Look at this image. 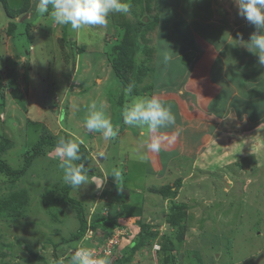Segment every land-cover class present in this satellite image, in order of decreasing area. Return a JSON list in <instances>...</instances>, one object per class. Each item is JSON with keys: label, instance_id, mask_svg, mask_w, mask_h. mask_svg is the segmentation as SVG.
<instances>
[{"label": "rangeland", "instance_id": "obj_1", "mask_svg": "<svg viewBox=\"0 0 264 264\" xmlns=\"http://www.w3.org/2000/svg\"><path fill=\"white\" fill-rule=\"evenodd\" d=\"M143 1L138 7H130V11L140 12L136 15L141 20L147 19L145 14L151 16L162 9L157 2ZM37 3L38 0H6L7 8L12 12L10 15L0 2V114L3 116L0 118V159L16 170L22 167L26 158L33 156L32 171L17 180L0 173V264H58L60 260L67 264L71 248L77 244V241L65 243V240L76 233L79 212L62 196L61 188L65 182L54 148L45 151L43 145L35 147L38 139L49 134L82 140L89 147L92 175L100 176L105 166L114 163L125 173L127 157L119 163L116 156L107 158L108 164L104 159L98 161L101 168L94 160L108 152L110 143L114 144L117 137L131 132L132 126L125 125L121 117L123 107L131 98L125 95L124 89L132 84V96L149 93L148 96L162 97L167 89L176 87L173 95H181V89L186 90L178 79L183 77L187 64L190 71L197 69L201 56L198 50L202 39L193 40L197 31L191 36L176 33V41L168 40V43L182 47L179 42H184L185 49L171 53L173 59L164 63V51L153 36L156 27H152L147 31L149 35L152 33V45H146L147 49L143 48L135 59H131L136 65L128 59L125 65L122 64L127 68L116 72L112 46L123 40L125 31H132L123 26L112 33L114 24L110 17L115 18L117 14L109 16L106 27H86L82 32L54 23L47 13L38 15L32 25L31 36L37 38L33 50L34 43L26 34L27 30L23 31L31 18L27 16L26 21H20L26 13L20 16L17 13L33 8L37 14ZM176 10L180 12L181 8ZM16 20H19L17 30L14 28ZM158 28L160 35L169 38L165 35L166 29L161 25ZM27 29L30 31V26ZM30 66L31 70L27 72ZM187 79L190 78L185 75L184 80ZM256 87L243 84L239 91L251 96L249 93ZM214 89L215 96L219 92L223 94L216 98L213 114L203 115L210 129L216 127V138L221 147L208 152L196 149L198 160L189 156L187 166L181 165L186 174L175 172L173 165L169 169L170 159L180 160L178 148L168 151L162 147L158 153L165 161L153 170L159 175L167 173L163 162L167 163L166 182L162 180L157 186H161L158 190L163 196L167 195L165 199L157 196L160 198L157 200L150 191L137 192L126 184L131 179L118 181L115 194L103 190L102 185L98 188L91 183L80 189L70 188L68 195L79 201L87 225L93 229L79 241L80 246L93 248L97 256L109 258L102 235L119 233L120 239L124 237L129 242L120 245L113 252V258L110 255L112 264L114 259L119 260L114 264H264V92L255 89L251 101L244 100L238 110L226 100L223 85ZM32 101L36 114L24 105ZM92 101L98 105L101 101L107 102L106 111L112 123L117 127L120 125L116 138L106 141L86 128L74 129L84 123L87 107ZM79 102L85 104L78 107ZM255 103L256 106H252ZM207 107L209 109V105ZM73 129L70 134L64 132ZM211 132L207 131V134ZM119 145L116 142L113 149L117 150ZM184 146L191 151H188L190 155L194 153L193 146ZM179 175L187 177V185L183 188ZM17 192H24L23 204L26 206L23 209L22 204L14 214H5L7 205L11 206V201H4L6 195H17ZM119 193L124 197L121 201ZM12 199L20 202L17 196ZM128 221L132 224H126ZM154 244L157 245L156 258L152 253Z\"/></svg>", "mask_w": 264, "mask_h": 264}, {"label": "crops", "instance_id": "obj_2", "mask_svg": "<svg viewBox=\"0 0 264 264\" xmlns=\"http://www.w3.org/2000/svg\"><path fill=\"white\" fill-rule=\"evenodd\" d=\"M150 1H152V3L157 2V5L159 4V6H161L162 8L159 12L155 10V14H157L156 16L158 18V24L153 36H156V42L161 43V49L163 51L167 50L171 53H174L176 51H183L185 49L184 46H186V43L184 42H179L182 47H175L173 43H168V40H175L176 33H179L180 35H193L197 31L196 34L198 35L197 37L193 38V40L198 39L199 41V38L202 39L200 41L201 48H199L198 50L200 52L199 55L201 56H198L199 59L197 69H192V71H190L187 64V70L183 72V77L181 79H178L179 83H184L183 88L185 87L186 91L183 92L181 89V95L175 96L173 95V92L176 87H172L171 89H167L165 91L166 94L162 95L161 97V99L167 103V105L175 115V124L167 128H162L157 133H155L162 138V147H164V150L167 149L169 151L174 150V148H178V153L180 154L179 157L181 161L175 158L170 159L168 161L170 162L169 169L171 170V167L173 165L177 170H175V172L179 173L181 171V174L182 172L186 174L187 172L185 171V167H181V165L186 164L187 166V164L190 162L189 156L192 157L190 159L198 160V151L196 152V149H198L199 151L204 150V152H208V150L211 151L214 148L221 147V142H217V135L215 133L216 127H214V129H210V126L205 124L206 118L203 115L205 113L209 114V112L213 114V104L216 102V98H218V95L223 94L219 92V94L215 96L214 87L218 88L219 86L223 85L226 90L224 93V95L226 96V100H230L231 105L235 108H238V110H240L243 106L244 100H248V103L249 101H251L252 94H255V89H259V91L262 90L261 93L264 92V67H261L259 65L258 56L249 52L243 46L250 39V36L253 34V32H256L258 30L253 25L249 24L244 18L238 15V8L234 3V0H149V2ZM127 2L133 7H138L140 3L144 1L127 0ZM178 8H181L180 12L176 10ZM136 13L140 12L132 9L127 15L117 14L115 18L112 15L110 18L112 19L113 24H115L114 31L112 33H116L118 29H121L126 25H131L132 27H134L135 22L139 19V15L137 16ZM179 13H181L180 16ZM131 14L134 17H132ZM161 21H163L164 23L162 24ZM158 25H161L164 30L166 29L165 35L169 38H165L164 35L159 34V32L157 31L159 29ZM206 25L208 27H206ZM207 30L211 33L210 35H208ZM149 34L148 36L151 37L147 41L151 42L150 45H152V33L151 35ZM180 41L184 40L181 39ZM33 43L34 42H32V44ZM35 46L36 45L34 43L31 48L35 50ZM0 47H2V45H0ZM36 51H38V49ZM199 69H202V71H200ZM30 70L31 66L27 71ZM185 75H188L190 79L184 80ZM243 84L257 86L249 93L251 94V96L248 94L246 95L244 91H239ZM65 87L68 86L65 85ZM54 91L57 92V90ZM234 92L236 93L234 94ZM53 94L55 95V93ZM148 95L149 93L147 94V96ZM44 97L47 98V96ZM71 97H73L72 99L76 98L75 96ZM35 98H38L37 95L35 96ZM78 99H83V97H79ZM78 104H80L78 106L80 107L85 103L79 102ZM24 105H26L34 114H36L34 111L36 106L33 105V101L28 104L24 103ZM208 105L209 109L207 107ZM252 106H256V103ZM79 128H85L84 123H80L79 126H74V129ZM74 129L72 131L70 130L64 132L72 133L74 132ZM129 130L131 132L128 135L122 134L120 137H117L114 140V144L116 142L120 143V145L117 147V150L113 149L114 144L110 143L111 148H109V151L105 153V156L103 158L104 160L102 159L105 164H108L107 158L109 157L116 156L118 160L117 163L127 157V170L125 173L122 172V167L120 168L119 165L115 166V163L105 166L103 171L100 172V177L104 179L101 184L102 188L104 189L107 187V185L110 184L116 185L118 181H116V179L112 175H109L111 170L116 168L122 172L123 180L131 179V181L127 182L126 184L128 186H132L137 192L145 194L146 191H150L151 195L155 196L157 200L160 199L158 197L165 199L167 195L163 196V193L158 190L161 186H157L158 183L162 180L163 183L166 182L169 172L167 169V163L163 162V165H166L167 173L164 172L163 174L159 175L157 171L153 170L154 168H157V166L162 165L161 162L165 161V159H162L163 157L161 153L149 152L148 160L142 161L140 159V155H142L145 151L143 142L148 139V136L145 135L143 130L137 127L132 126V128H130ZM207 131L212 132L210 134H207ZM167 135H169L170 137L166 138ZM82 144L87 147L89 152V147L87 146L86 142H83ZM187 144L188 146H193L194 153L192 155H190L189 152L191 151H189V149H185L186 146L184 145ZM94 160L97 166L101 168V165L98 161L102 160H99L98 157ZM34 163H36V160L33 162V164ZM96 164L93 163V165ZM31 171L32 166H30L26 173H29ZM180 177L182 180L181 188H183L184 185H187V183L185 182L187 180V177L184 178V175H181ZM201 182H204V180ZM134 194L136 195L137 193L134 192ZM119 195L122 200L124 198L122 197L123 195L121 193H119ZM176 195L175 199H177ZM160 209H162L161 206ZM127 223L132 224L130 223V221L126 222V224ZM125 239L126 238L121 237V243L119 244V246H125V244H128L129 240ZM79 244V241H77L76 246L72 247L71 249L80 246ZM125 249L126 247L123 248L121 252ZM117 256H120V254L117 253ZM117 260L114 259V263H118L119 260Z\"/></svg>", "mask_w": 264, "mask_h": 264}, {"label": "clouds", "instance_id": "obj_3", "mask_svg": "<svg viewBox=\"0 0 264 264\" xmlns=\"http://www.w3.org/2000/svg\"><path fill=\"white\" fill-rule=\"evenodd\" d=\"M234 3L238 8V15L258 30L253 32L243 46L258 56L259 65L264 67V0H234ZM130 7L127 0H38L35 11L39 16L49 14L54 23L58 25H67L74 32H82L86 27H106L111 14L127 15ZM162 58L164 63H168L173 56L171 52L165 50ZM133 87L130 84L124 89L125 95L131 98L129 103L123 107L121 115L125 125L137 127L148 136V139L143 142L145 151L140 155L142 161H147L149 152L162 151V138L154 134L162 128L174 125L176 118L159 95L132 96ZM107 107L106 101H101L99 105L96 101H92L87 107L84 126L88 131L98 133L102 139L110 141L119 135V128L112 123L106 111ZM0 118H3L2 114ZM82 143V140L63 137L58 140L54 151L58 167L63 171V181L73 189H80L82 185L90 183L96 184L99 188L104 179L93 175L90 177L87 174L90 169L86 172L83 163H76L81 160L80 146ZM109 175H112L116 181L122 180V172L119 169H112ZM154 250H157V246L152 248V253ZM111 263L107 256H97L95 249L87 246H77L71 250L67 261V264ZM58 264H64V261L60 260Z\"/></svg>", "mask_w": 264, "mask_h": 264}, {"label": "trees", "instance_id": "obj_4", "mask_svg": "<svg viewBox=\"0 0 264 264\" xmlns=\"http://www.w3.org/2000/svg\"><path fill=\"white\" fill-rule=\"evenodd\" d=\"M0 2L3 4V6H5L6 13L11 15L12 12L9 11L8 8H7L6 0H0ZM25 13L28 14L27 18H31V19L26 24L25 30H23V31L27 30L26 34L27 33L29 34L30 37L29 36L28 37H29L30 41L31 42H34V41L36 42L37 38H35L34 36H31V35L33 33L32 30L34 28V26H32V25L34 24V21H35L36 17L38 16V14H34L35 12L33 11V8H27V10H22V11L18 12L17 16H20V15L25 14ZM145 16H146L147 19H144V20L139 19L138 21L135 22L137 26L135 25L134 27H132L131 25H126V29H130L132 31H130V32H126L125 31L126 34H125L123 40L121 39L122 41L118 45H113L112 46L111 52H113L112 55L115 56V59L113 60V68L115 69L116 72L121 70L122 68H127V67H123L122 64L125 65V61L126 60L128 61V59L130 61H131V59H135L136 56L138 55V53L141 52L143 48H146V45H150V42L147 41V40H149V37L148 38L146 37V36H148V34L150 32L147 33V31L150 28H152V27H154V28L156 27L157 28L158 19H157L156 14L151 15V16L145 14ZM18 21L19 20H16V22L14 24V28L16 30H17V22ZM28 26H30V28H31L30 31H29V29H27ZM23 31H21V32H23ZM64 31L66 32L65 29H64ZM36 34H38V36H39V34H41V31L37 32ZM142 38L146 39L145 42H142V40H143ZM25 51L27 53L30 52V50H28V51L25 50ZM109 56H110V54H109ZM130 61H129V63H132L133 66L136 65L133 62V60L131 62ZM126 64H128V62ZM61 137L67 139V137H65V136L54 137L53 135L44 134L38 139V141L35 144V147L43 145L42 146V150L49 151L51 148L52 149L55 148L58 140ZM44 153H46V152H44ZM80 155H81V160L77 161L76 163L77 164L83 163L85 165L86 172H87L88 169H90L89 173H87V174L88 175H92L91 165H89V152H88L87 147L84 144H81V146H80ZM32 157L33 156L31 155L28 158H26V160H24V163H23L22 167L20 169H16V170H15V168L13 169V167L12 168L10 167L11 164L8 165L3 160L0 159V173L3 174V175L10 176L11 179H13V180H17L19 177L24 176L26 174V172H27V169L30 168V166H32L31 165V162L33 160ZM70 188H72V187H70L68 184L65 183L62 186V188H61V190H62L61 192H62V196L65 199V201L71 207H73V208L78 210V212H79L78 213V215H79V227H78L76 233L71 237V239H66L65 240V243H67L69 241H80V240H82V238L87 234V228H88L87 221L84 218V211H83V208L80 205L79 201L71 198L68 195V192H69ZM115 189H116V185L115 184H110L109 187L107 185V187L104 188L103 190H105L107 192L110 191L111 193L115 194V192H114ZM13 196H17V198L20 199V202L19 203L13 202V199H12ZM24 196H25L24 192H17V195L14 194V193H12V194L10 193V194L6 195L4 201H6V202H10L11 201V204H10L11 206L7 205V209H5L4 211L7 210L8 212H5V214H7V213L14 214L15 210L17 208H19V207L21 208L22 204L24 203L23 202ZM120 200H121V198H120ZM129 204H131V203H129ZM132 205H134V204H132ZM24 206H26V205L23 204V209H24ZM68 258H67V260H68Z\"/></svg>", "mask_w": 264, "mask_h": 264}, {"label": "built area", "instance_id": "obj_5", "mask_svg": "<svg viewBox=\"0 0 264 264\" xmlns=\"http://www.w3.org/2000/svg\"><path fill=\"white\" fill-rule=\"evenodd\" d=\"M90 231L92 232V229H90L88 227L87 228V234H89ZM118 236H119V233H113L112 235L108 234L107 236H105V234L103 235V238H104V241H105V247H106V250H107L106 253L108 254L109 258H110V255L112 257L114 256L115 253H113V252L117 249V247L119 245L120 236L119 237ZM156 246L157 245H155V244L153 245V247H156ZM153 256H155V258H156L155 250L153 252ZM154 264H156V263L154 262Z\"/></svg>", "mask_w": 264, "mask_h": 264}, {"label": "water", "instance_id": "obj_6", "mask_svg": "<svg viewBox=\"0 0 264 264\" xmlns=\"http://www.w3.org/2000/svg\"><path fill=\"white\" fill-rule=\"evenodd\" d=\"M27 15H28V14L26 13L23 17H21V18H20V21H22L25 17H27ZM104 156H105V153H103L102 155L98 156V159H99V160H102V159L104 158ZM93 176H94V177H97V178H101V177L96 176V175H93ZM93 176H92V177H93ZM101 179H102V178H101ZM95 185H96V184H95ZM96 186H97V185H96Z\"/></svg>", "mask_w": 264, "mask_h": 264}]
</instances>
